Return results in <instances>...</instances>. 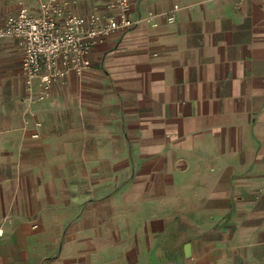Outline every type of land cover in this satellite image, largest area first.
<instances>
[{
    "label": "crops",
    "instance_id": "obj_1",
    "mask_svg": "<svg viewBox=\"0 0 264 264\" xmlns=\"http://www.w3.org/2000/svg\"><path fill=\"white\" fill-rule=\"evenodd\" d=\"M44 1L0 0V24ZM129 15L43 101L0 40V264H264V0Z\"/></svg>",
    "mask_w": 264,
    "mask_h": 264
},
{
    "label": "built area",
    "instance_id": "obj_2",
    "mask_svg": "<svg viewBox=\"0 0 264 264\" xmlns=\"http://www.w3.org/2000/svg\"><path fill=\"white\" fill-rule=\"evenodd\" d=\"M74 1L46 0L38 14L22 8L0 24V40H21L22 67L31 101L46 100L54 85L64 82L71 70L83 74L92 65L95 48L104 39L138 25L129 15V0L112 3L111 11L105 15L69 13L68 8ZM116 8L118 13L112 11Z\"/></svg>",
    "mask_w": 264,
    "mask_h": 264
}]
</instances>
